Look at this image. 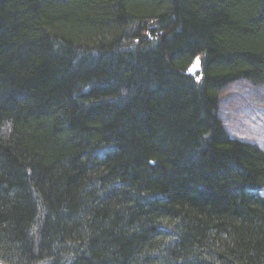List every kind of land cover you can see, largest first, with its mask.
Wrapping results in <instances>:
<instances>
[{
  "label": "trees",
  "instance_id": "obj_1",
  "mask_svg": "<svg viewBox=\"0 0 264 264\" xmlns=\"http://www.w3.org/2000/svg\"><path fill=\"white\" fill-rule=\"evenodd\" d=\"M242 75L264 0H0V261L264 264V152L217 116Z\"/></svg>",
  "mask_w": 264,
  "mask_h": 264
},
{
  "label": "rangeland",
  "instance_id": "obj_2",
  "mask_svg": "<svg viewBox=\"0 0 264 264\" xmlns=\"http://www.w3.org/2000/svg\"><path fill=\"white\" fill-rule=\"evenodd\" d=\"M221 93L218 104L225 113L221 117L228 132L240 136L241 141L264 144V82L237 80ZM261 191L264 195V188Z\"/></svg>",
  "mask_w": 264,
  "mask_h": 264
},
{
  "label": "bare ground",
  "instance_id": "obj_3",
  "mask_svg": "<svg viewBox=\"0 0 264 264\" xmlns=\"http://www.w3.org/2000/svg\"><path fill=\"white\" fill-rule=\"evenodd\" d=\"M137 35H139L138 34V32L136 33ZM188 72H189V75L191 76V77H193V78H195V80H198V81H200L201 79H202V77H203V72H202V70L200 69V65H199V63H197V62H193L192 63V65L190 66V68H189V70H188ZM241 79H243V80H245V81H251L252 79H250V77H247L246 75H242V76H240V77H237V78H235V79H231L229 82H227V83H225L221 88H220V90H219V94L226 88V87H228L230 84H232L233 82H235V81H237V80H241ZM263 82H264V80H263ZM251 83H253L252 81H251ZM257 84V83H256ZM222 94V93H221ZM218 101H220V96H219V98H218ZM217 110H218V112H217V116H219L221 119H220V121H221V123H222V126L224 127V129H225V131H226V133H227V136L229 137V138H231V139H235V140H238V141H241V137L240 136H238V135H236L235 133H232V132H228V130L226 129V127H225V123L223 122V119H222V117L223 116H225V113H224V111H221V109L219 108V104H217ZM222 116V117H221ZM242 142V141H241ZM247 142H249V141H247ZM249 143H251V142H249ZM254 143V142H253ZM252 144V143H251ZM253 145H255L260 151H262V152H264V144H261V143H259V145L258 144H253ZM3 264H5V263H3Z\"/></svg>",
  "mask_w": 264,
  "mask_h": 264
},
{
  "label": "water",
  "instance_id": "obj_4",
  "mask_svg": "<svg viewBox=\"0 0 264 264\" xmlns=\"http://www.w3.org/2000/svg\"><path fill=\"white\" fill-rule=\"evenodd\" d=\"M0 264H3V262L0 261Z\"/></svg>",
  "mask_w": 264,
  "mask_h": 264
}]
</instances>
